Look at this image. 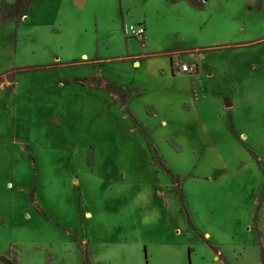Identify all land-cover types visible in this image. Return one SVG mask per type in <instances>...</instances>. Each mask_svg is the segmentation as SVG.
Wrapping results in <instances>:
<instances>
[{
  "label": "rangeland",
  "instance_id": "rangeland-1",
  "mask_svg": "<svg viewBox=\"0 0 264 264\" xmlns=\"http://www.w3.org/2000/svg\"><path fill=\"white\" fill-rule=\"evenodd\" d=\"M259 212L264 5L0 0V264H264Z\"/></svg>",
  "mask_w": 264,
  "mask_h": 264
},
{
  "label": "crops",
  "instance_id": "crops-1",
  "mask_svg": "<svg viewBox=\"0 0 264 264\" xmlns=\"http://www.w3.org/2000/svg\"><path fill=\"white\" fill-rule=\"evenodd\" d=\"M256 1H257V4L258 5H261V4L264 5V0H256ZM30 13H31V10L29 8L28 11H27V14L24 15L23 17L30 15ZM126 15L127 16L130 15V11L125 10L123 8V2H122L121 3V16H122L123 24L137 23V25H143L145 27V29H146V36H147V39H148V37H149V29H148V22L146 20H144L145 18H143V19L142 18H140V19H133L131 21V20H128V19L125 18ZM123 29H124V27H123ZM82 58L87 59V58H89V55L87 53H84L83 56H82ZM180 73H182V72H180ZM182 74H189V73H182ZM263 214H264L263 212L262 213L259 212L258 214H254V216H253V218H254L253 222L256 223L257 230L261 232L260 233V236H262L264 238V235L262 234L263 231H261V227H262V221L261 220H262ZM178 234H180V232H178Z\"/></svg>",
  "mask_w": 264,
  "mask_h": 264
},
{
  "label": "built area",
  "instance_id": "built-area-1",
  "mask_svg": "<svg viewBox=\"0 0 264 264\" xmlns=\"http://www.w3.org/2000/svg\"><path fill=\"white\" fill-rule=\"evenodd\" d=\"M127 30H128V33L135 38L136 37L142 38L146 34V29L143 25H136V26L134 25V26H131L130 28H127ZM179 69H180V72L182 73H191L192 71H194V68L190 66L189 64H184Z\"/></svg>",
  "mask_w": 264,
  "mask_h": 264
},
{
  "label": "water",
  "instance_id": "water-1",
  "mask_svg": "<svg viewBox=\"0 0 264 264\" xmlns=\"http://www.w3.org/2000/svg\"><path fill=\"white\" fill-rule=\"evenodd\" d=\"M228 107L231 106V102L230 101H227V104H226Z\"/></svg>",
  "mask_w": 264,
  "mask_h": 264
},
{
  "label": "bare ground",
  "instance_id": "bare-ground-1",
  "mask_svg": "<svg viewBox=\"0 0 264 264\" xmlns=\"http://www.w3.org/2000/svg\"><path fill=\"white\" fill-rule=\"evenodd\" d=\"M90 216H91L90 213H88V214H87V217H90Z\"/></svg>",
  "mask_w": 264,
  "mask_h": 264
},
{
  "label": "trees",
  "instance_id": "trees-1",
  "mask_svg": "<svg viewBox=\"0 0 264 264\" xmlns=\"http://www.w3.org/2000/svg\"><path fill=\"white\" fill-rule=\"evenodd\" d=\"M24 15H26V13Z\"/></svg>",
  "mask_w": 264,
  "mask_h": 264
}]
</instances>
